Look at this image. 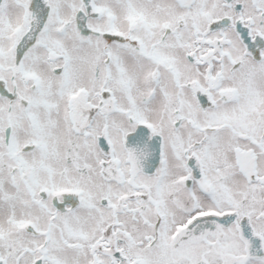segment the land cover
<instances>
[{"label":"snow or ice","instance_id":"obj_1","mask_svg":"<svg viewBox=\"0 0 264 264\" xmlns=\"http://www.w3.org/2000/svg\"><path fill=\"white\" fill-rule=\"evenodd\" d=\"M0 264H264V0H0Z\"/></svg>","mask_w":264,"mask_h":264}]
</instances>
